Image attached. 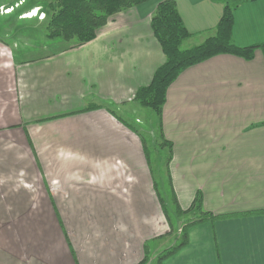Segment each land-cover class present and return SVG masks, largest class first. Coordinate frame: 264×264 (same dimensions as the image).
I'll return each mask as SVG.
<instances>
[{
	"label": "crops",
	"instance_id": "crops-1",
	"mask_svg": "<svg viewBox=\"0 0 264 264\" xmlns=\"http://www.w3.org/2000/svg\"><path fill=\"white\" fill-rule=\"evenodd\" d=\"M158 2L119 11L76 47L46 28L26 51L0 34V264H137L147 241L166 239L142 137L123 108L166 59L151 25ZM176 3L188 47L214 34L223 1ZM232 38L264 42V0H241ZM163 133L183 208L201 191L215 213L264 209V49L184 69L168 87ZM163 264H264V213L191 226Z\"/></svg>",
	"mask_w": 264,
	"mask_h": 264
},
{
	"label": "trees",
	"instance_id": "trees-1",
	"mask_svg": "<svg viewBox=\"0 0 264 264\" xmlns=\"http://www.w3.org/2000/svg\"><path fill=\"white\" fill-rule=\"evenodd\" d=\"M147 1L149 0H57L56 6L51 10L46 22L47 36L51 39L73 40L71 47L82 45L96 38L100 28L104 27L116 13ZM219 1H223L224 10L214 34L190 47L183 46V42L192 36V32L185 25L176 0H159L152 15L153 32L166 59L154 72L151 82L137 89L134 99L155 112L159 131L158 143L161 145L160 147H168L170 151L167 156V165L172 187V211L169 209L166 199L160 195L155 181L154 187L169 223V231L164 234V237L175 235L174 239L176 240L156 254L151 253V242L147 241L144 245V257L137 264H163L168 257L189 243V229L195 224L264 213V209L243 213H215L204 207L201 191H197L192 203L187 208H183L172 184L169 164L172 159L173 143L163 133V107L170 84L184 69L213 55L232 53L250 59L254 56L257 48L264 49V42L246 46L234 43L232 38L234 13L241 0ZM98 106L102 105L89 104L87 109ZM129 127L140 133L147 160L150 162L144 134L133 126L129 125ZM159 237H163V235Z\"/></svg>",
	"mask_w": 264,
	"mask_h": 264
},
{
	"label": "rangeland",
	"instance_id": "rangeland-1",
	"mask_svg": "<svg viewBox=\"0 0 264 264\" xmlns=\"http://www.w3.org/2000/svg\"><path fill=\"white\" fill-rule=\"evenodd\" d=\"M56 3L57 0H7L0 5V34L21 40L20 42L22 43L20 44L19 50L26 51V47L30 42L34 40L36 42L39 37L43 36L49 14L56 6ZM33 8H37L38 14L36 13L34 16L25 17L24 15ZM8 9L12 10L6 12ZM56 40L62 41L67 44V46H70L74 42L73 40L67 41L61 38H57ZM183 46L188 47V42L184 41ZM132 100L130 104H126L123 108L127 111L128 118L131 117L130 119L134 123V128L138 129L145 136L153 180L156 182L160 195L166 199L167 205L172 211V187L169 180L167 165V156L168 153L170 154V151L168 147H160L161 145L158 143L159 138L157 135L159 131L155 112L151 108L139 104L134 98ZM135 101L137 106L133 108L131 104H134ZM170 215L172 216L171 213ZM174 237L175 235L166 236V239L156 242V244L152 242L150 247L153 249L159 243L161 244V248L164 249L176 240ZM152 249L151 253L154 254Z\"/></svg>",
	"mask_w": 264,
	"mask_h": 264
},
{
	"label": "bare ground",
	"instance_id": "bare-ground-1",
	"mask_svg": "<svg viewBox=\"0 0 264 264\" xmlns=\"http://www.w3.org/2000/svg\"><path fill=\"white\" fill-rule=\"evenodd\" d=\"M12 9H8L6 12H10ZM5 11V10H4ZM36 13L38 14V10L37 8H33L32 10H29L28 13H26L24 16L25 17H31V16H34L36 15Z\"/></svg>",
	"mask_w": 264,
	"mask_h": 264
}]
</instances>
